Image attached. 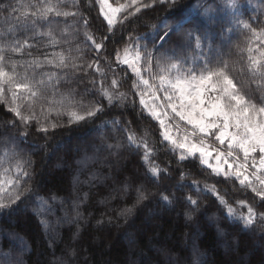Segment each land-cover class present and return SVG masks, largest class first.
Listing matches in <instances>:
<instances>
[{
	"label": "trees",
	"instance_id": "obj_1",
	"mask_svg": "<svg viewBox=\"0 0 264 264\" xmlns=\"http://www.w3.org/2000/svg\"><path fill=\"white\" fill-rule=\"evenodd\" d=\"M42 3L58 4L70 15H50L51 24L40 20L32 27L35 8L30 5ZM188 3L178 0L179 5ZM108 5L126 6L112 27L104 16ZM175 7L159 0H0L6 70L12 72L16 61L25 63L20 70L35 93L24 91L15 102L21 115L30 117L27 125L9 110L14 105L7 86L0 99V182L29 173L20 176L18 187L8 186L19 200L0 210V264H264V198L235 177L216 175L198 157L179 158L146 105L156 91L165 97L158 80L163 55L179 62L181 70L224 61L236 90L264 106V79L248 70V48L260 41L243 26L264 30V0H198V33L206 34L207 42L201 35L199 46L181 40L180 47L169 44L158 53L145 37L154 36ZM89 36L102 47L97 49ZM16 41L20 50L13 52L8 46ZM134 51L158 77L145 97L131 92V77L117 81L113 70L117 54ZM57 55L67 67L58 66ZM190 56L197 60L185 65ZM46 69L53 72L48 79L41 77ZM115 92L133 105L109 99ZM96 108L102 110L87 116ZM72 112L85 119L70 122ZM81 138L86 151L67 148L59 155L57 147ZM107 175L112 176L104 179ZM249 206L256 215L245 229L238 217L246 216Z\"/></svg>",
	"mask_w": 264,
	"mask_h": 264
},
{
	"label": "snow or ice",
	"instance_id": "obj_2",
	"mask_svg": "<svg viewBox=\"0 0 264 264\" xmlns=\"http://www.w3.org/2000/svg\"><path fill=\"white\" fill-rule=\"evenodd\" d=\"M102 2L106 4L107 0H102ZM132 3L135 4L136 0H132ZM159 3L172 4L176 7L165 18L154 36L145 37V39L151 40L156 52H161L169 44H176L177 47H180L181 40L187 41L189 45L195 41L199 46L201 35H203L204 41L207 42L208 36L198 33L200 25L196 17L200 16L201 13V9L198 7V0H190V3L186 5H179L178 0H159ZM30 6L35 8L31 19L32 27H35L40 20H45L51 24L52 21L48 20L50 15L55 17H67L70 15V13L62 11L58 4L42 3ZM144 6L147 7L148 5ZM125 7V5H120L119 7L107 6L104 16L109 27L113 26L114 16L121 12L122 9H125ZM139 10L140 6L137 5L135 11L138 12ZM169 20H172L173 23L169 24ZM189 25L192 26L191 30H186ZM243 26L249 29L253 33V36L260 41L255 49L252 47L248 48V70L254 76L264 79V30L257 33L250 24H244ZM88 39L92 41L97 49L102 47V43H96L92 37L89 36ZM8 47L13 52L19 51V41ZM254 51L258 53V56L253 55ZM4 52L5 49L0 47V99H5L4 90L5 86H7L11 92V102L14 105L9 110L20 118L21 123L27 125L30 117L21 115L19 106L15 102L17 99H23V97L17 96L18 89L29 92L34 96L35 93L32 92L33 84L27 76H20L15 72V65L12 66L13 70L11 73L6 70ZM147 56L150 58L152 53L148 52ZM117 59H120L119 54H117ZM49 63H52V61H49ZM121 63L127 64V58L121 60ZM210 63L211 61H205L201 67H189L181 70L179 62H172L171 58H166L163 55L160 56L161 74L159 75V88L163 90L172 111L180 119L186 120L192 126L193 132L191 135H200V143L197 144L195 141L189 140L187 135L184 137L183 142L177 143V141L172 140L167 131L163 132V138L166 141L170 140L180 149H186L193 156L199 152L200 159L204 164L212 168L216 175H223L225 177L229 175L234 176L239 180L241 185H244L245 181H249V177L241 170L247 167L250 156L257 150L260 156L258 160L255 157L252 158V166L258 171H264V106L258 107L250 99L246 100L245 96L236 90V85L230 78L228 66L224 61H219V66L209 67ZM61 65L64 67L68 66L65 64L63 56H61L58 66ZM170 69H175V72L170 71ZM133 71H136V69L133 68ZM137 75H139L138 72ZM115 83L116 81H113V84ZM143 83L151 87L147 80H143ZM104 95L108 96V93L105 92ZM109 99H111V96H109ZM141 103H144L142 98ZM101 110L99 108L88 110L86 114L92 117L96 115V112ZM153 115L158 116L156 113H153ZM84 119V116L78 115L75 112L70 114V122H78ZM160 124L163 128L164 121L160 120ZM56 126L55 124L52 125L53 128ZM38 130L44 133L48 132L47 127H39ZM24 135H27V133H24ZM210 135L214 136L215 140L219 141L220 144H224L226 140L228 141L229 151L227 156H233V149L242 152L244 163H240L235 171H224L219 166V163L220 158L225 154L217 151V166L213 168L212 165L208 164L207 157L211 153L207 150L208 145L204 142V137ZM183 158L182 156L181 159ZM143 159L147 161L148 156L145 155ZM236 159H239V157H236ZM224 163H228L226 158ZM228 168L231 170L232 165L228 164ZM150 171L152 174H155L157 169L153 167ZM28 175L29 173L24 171L17 175L15 181L9 179L6 182H0V194L4 192L5 184L18 187L20 176ZM253 175L259 181L260 188L253 187L252 191L264 198V177L256 176L255 173ZM241 177L243 178L241 179ZM49 199L55 200L56 197H49ZM163 199L167 201V197H163ZM16 200H19L18 193L14 197H10L8 203H5L3 196L0 195V210L10 208ZM190 203L196 205V201L194 200H190ZM227 211L229 215L233 213V209L230 207ZM255 215L253 208L249 206L247 208V215L240 216L238 219L242 222L245 229H247L253 224ZM261 219L264 220V214L261 215Z\"/></svg>",
	"mask_w": 264,
	"mask_h": 264
},
{
	"label": "rangeland",
	"instance_id": "obj_3",
	"mask_svg": "<svg viewBox=\"0 0 264 264\" xmlns=\"http://www.w3.org/2000/svg\"><path fill=\"white\" fill-rule=\"evenodd\" d=\"M133 48H135V45L133 47H130V49H133ZM119 57H120V59H117L115 62V64H117V65L115 67L113 66V68H114L113 70L117 71V74H119V77H117V81L119 78V80H122L124 82L126 80H129V78L131 77V80H129V81H131L129 83V87L131 89V92L133 94H135L136 96L138 95L140 97H145L146 96V89L149 86H146L143 83V80H147L148 84L151 85V87H152L153 82H154L153 78H158L157 76L153 75L154 71H153L152 67L148 64H145L143 58L137 53V51H134L132 54H128L127 52H121L119 54ZM125 58H127L128 63L127 64L121 63V60H123ZM55 59L57 61L60 60L61 55H57L55 57ZM196 60H197V58L195 56H190V59L185 63V65H191ZM49 61L54 62L53 59L48 60V61H44V62L49 63ZM23 64H25V63H23L22 61H16L14 64L15 65V72L18 73L20 76H22V74L23 75L25 74L23 72V70H20L21 68L23 69ZM121 66L128 68V70L119 72V70H117L116 68H119ZM133 68H135L136 71H133ZM137 72L139 73V75H137ZM52 74H53V72L46 69V70L41 72V77L48 79L52 76ZM22 92H24V90H17V96L21 95ZM127 93H129V92H127ZM152 98L153 97H151V99ZM154 98L157 99V101L159 103H157ZM154 98L151 100V102L147 101V103H146L147 109L150 110V113L153 112V113L158 114V116H155L158 118V120L164 121L163 131H167L169 136L173 135L172 140L177 141V143L183 142L184 137L187 135L189 140L195 141L197 144H199L200 143V135L199 134L191 135V133L193 132L192 126L189 125L186 122V120L180 119V117L177 116L176 113H174L172 111V108L170 107L169 102L167 100L165 101V104L162 103L163 98L165 99L166 97L162 98L161 94L158 91H156ZM111 99H114V101L121 100V102H120L121 104L124 101H126V102H130L133 105V103L131 101H129L128 99H125V97L122 98L116 92L111 95ZM185 127H186V129H185ZM97 137L100 138V136L98 134H96V138ZM81 139L82 140H77V141H74V140L65 141L64 147L63 148L57 147L56 150L60 152L59 155H62L63 154L62 152L64 150H66L67 148H71L72 150L86 151L85 150V144H84V142H86V139L85 138H81ZM204 142L208 145L207 150L211 153V155L207 157L208 164L212 165L213 168L217 166V151L225 154L223 157L220 158V163H219V166L224 171H235L237 166L240 163H244L243 153L238 151V150L233 149V156H227V153L229 151L227 140L225 141L224 144H220L219 141L215 140L214 136L210 135V136L204 137ZM171 147H172V145H171ZM173 148L175 149L174 151L177 150V152L179 153V158H181L182 156L184 157L183 159L198 157L200 163L203 166L208 167V165L204 164L203 161L200 159L199 152H197L195 154V156H193V155L189 154L186 149H180L176 145H174ZM89 149L93 153L94 152L96 153L98 151L96 146H90ZM259 156H260V153L258 150L255 153H252V155L249 158V162L247 164V167L245 169L241 170L245 173V175H247L249 177V181H251V183H249V181H245L244 185L247 187H251V188L256 187L257 189L260 188V183L258 180L255 179V176L253 175V173H255L256 176L264 177V171H258L256 168H253V166H252V158L255 157L256 160H258ZM236 157H239V159H236ZM60 158H62V157H60ZM225 158L228 161L227 164L224 163ZM52 161L53 162L55 161V163H56L57 159L53 158ZM94 162H96V161H94ZM94 162H92V163H94ZM92 163H90V164H92ZM228 164L232 165L231 170L228 168ZM76 165L78 166L79 169L85 168V166H80L81 164L79 162H76ZM18 166H21V165H18ZM208 168H210V167H208ZM210 169L212 170V168H210ZM111 173H112V175H115L117 173L115 168H113ZM109 176L110 175L104 176V179H109L111 177V176L110 177ZM229 176H231V175H229ZM231 177H234V176H231ZM242 178L243 177H241V179ZM76 185H77V183H76ZM8 186H10V185L5 184V189H4L5 203L9 202V200H7V198H6V195L8 193L11 194V197L14 196L13 191H8ZM31 208L35 209L37 207L34 205ZM147 220L148 219H146L145 221H147ZM67 222H68V220H65L63 223L65 224ZM55 225H53L52 228ZM255 246H257L256 243H255ZM17 259H18V257L15 258V260H17Z\"/></svg>",
	"mask_w": 264,
	"mask_h": 264
}]
</instances>
